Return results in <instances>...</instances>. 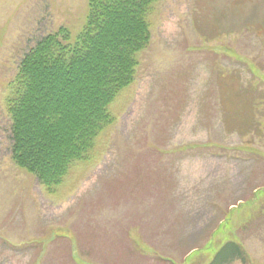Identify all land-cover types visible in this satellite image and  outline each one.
Masks as SVG:
<instances>
[{
    "label": "rangeland",
    "instance_id": "374dc122",
    "mask_svg": "<svg viewBox=\"0 0 264 264\" xmlns=\"http://www.w3.org/2000/svg\"><path fill=\"white\" fill-rule=\"evenodd\" d=\"M88 1L0 0V264H264V0H157L87 157L53 189L15 162L8 83Z\"/></svg>",
    "mask_w": 264,
    "mask_h": 264
},
{
    "label": "trees",
    "instance_id": "16d2710c",
    "mask_svg": "<svg viewBox=\"0 0 264 264\" xmlns=\"http://www.w3.org/2000/svg\"><path fill=\"white\" fill-rule=\"evenodd\" d=\"M156 1L89 0L74 43L62 27L22 57L8 83L12 156L48 189L87 157L113 121L109 105L136 78L138 54L152 39L149 13ZM222 252L223 264L243 255L235 242Z\"/></svg>",
    "mask_w": 264,
    "mask_h": 264
}]
</instances>
